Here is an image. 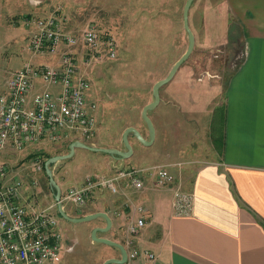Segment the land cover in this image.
<instances>
[{
    "label": "rangeland",
    "instance_id": "rangeland-1",
    "mask_svg": "<svg viewBox=\"0 0 264 264\" xmlns=\"http://www.w3.org/2000/svg\"><path fill=\"white\" fill-rule=\"evenodd\" d=\"M185 2L186 0H49L48 6L45 3V9L41 8V11L47 12V15L57 11L58 15L65 18L64 31L76 38L82 39L83 30L95 25L101 37L112 36L116 41L115 57L108 56L104 45L97 56H90V51L83 46L81 40L71 47L78 57L81 73L91 80L90 100L98 104V111L94 113L97 126L95 132L84 139L86 144L123 150L122 135L128 126L137 127L147 137L148 127L142 117V109L153 99L154 83L169 73L188 46V35L183 25ZM224 5L226 4L223 0H194L191 6L189 23L196 36L195 49L174 77L161 88L162 92H169L177 97L183 109H201V105L206 104L200 100L201 91L206 94L214 89V98L218 96V99H221L223 85L221 86L219 80L218 82L215 80L211 86L210 80H214L215 77L211 78L207 70L210 68L211 71H222L226 77L238 61L232 56L233 44L230 40L234 35L227 32L228 6ZM27 9L35 11V8L29 5V0H0V93L4 91L6 81L13 71L21 69L25 63L31 62L29 60H46L31 56H5L8 54V47L5 46L7 42L13 38L22 39L28 32L29 26L25 25L23 20L24 11ZM46 14L39 15L43 17ZM204 25L210 26L209 30L218 37L216 39L219 43L215 44L219 45L211 56L202 44ZM226 41L228 43L224 45ZM216 57L226 58L224 69L221 68V58L216 59ZM48 62L53 63L51 60ZM204 73L205 77L199 79L198 77H202ZM36 87H40V84ZM192 97L199 98L193 107ZM178 107L180 108L179 105L176 108L165 100L161 106L150 111L155 126V139L151 145H146L131 134L130 143L134 153L130 158L125 159L122 169L150 167L157 163L169 162L171 159L181 161L176 156H170L173 151L195 149L196 152H202L207 147L209 139L205 124L207 117L205 116L204 120L190 119ZM69 142V140L41 142L33 146L41 148L42 151L36 149L25 156L24 153L15 151L7 155L0 153V157L14 168H12L14 172L16 170L19 172L18 167L22 168V166H27L29 169L27 171L29 178L21 176L22 181H30L28 195L25 200H21V204H38L39 208H45L51 203L57 204L49 177L43 168V161L47 154L53 156L71 152ZM36 159H39L42 165L40 170L33 165ZM198 159L193 158V162L189 165L196 164ZM119 161L110 154L76 147L71 157L58 161L52 165V168L63 192L68 188L83 185L88 175L108 177L106 176L110 173L108 167L114 164L116 168V163ZM189 165L187 164V167ZM16 174L20 175V172ZM32 182L37 184L32 186ZM144 187L143 189L127 187V197L133 202H126L125 206L128 204L133 209V205L138 204L132 198L133 194L143 191ZM98 192L95 207L103 204L110 197L108 190ZM90 199L91 197L89 201L94 198ZM64 207L68 214L74 217H79L84 212L83 208H77L73 203L65 202ZM57 215L62 228L68 233L67 244L70 248L68 251L64 248L56 264H101L104 247L107 244L93 240L91 232L95 227L94 224L102 222L103 219L72 222L59 213ZM100 234L98 233V236Z\"/></svg>",
    "mask_w": 264,
    "mask_h": 264
},
{
    "label": "crops",
    "instance_id": "crops-1",
    "mask_svg": "<svg viewBox=\"0 0 264 264\" xmlns=\"http://www.w3.org/2000/svg\"><path fill=\"white\" fill-rule=\"evenodd\" d=\"M48 2L49 0H29V5L33 6L35 11L30 9L24 11L25 25L27 17H40L39 14H46L47 12L41 11V8L45 9L44 5L46 3L48 6ZM223 3L226 4L224 6H228L227 32L234 35L230 40L233 44L232 56L238 61L226 77L222 71H211L210 68L207 70L211 78L215 77L214 80H210L211 86L215 80L217 82L219 80L221 86L223 85L222 98L218 99V96L214 98V89L206 94L200 90V100L206 104L201 105L202 108L199 110L194 108L188 110L183 109L172 93L162 92L160 89L161 102L157 106H161L167 100L176 108L179 105L178 108L190 119L204 120L206 116L205 124L209 138L207 147L202 152H196L195 149L173 151L170 156H176L181 161L171 159L169 162L154 164L166 165L174 176L175 181L170 186L159 187L155 183V175L143 173L146 186H143V191L134 192L132 198L138 204H134L133 209L128 204L125 206L126 202H133L127 197V189L132 186L128 177L117 179L116 192L107 188H97L90 196L94 199H90L91 201L88 199L82 206L84 212L80 216L99 211L107 212L110 216L112 227L106 232H98L101 233L99 236L125 244L129 247L130 253L137 248L141 251L149 250L156 256L154 260H150L144 254L130 256L128 264H264V0H223ZM45 16L47 14L43 17ZM209 27L208 25L202 27L204 30L202 44L211 56L219 45L215 43L219 42ZM32 31L33 28L29 27L22 39L13 38L8 41L5 45L8 47V54L5 56L46 58L45 61L29 60L35 65L58 64L60 54L67 46L61 44L57 53H35L28 49L29 45L27 46ZM227 43L228 41L224 42V45ZM220 63L224 69L226 58H221ZM203 77L205 73L198 78ZM89 81L87 99L89 103H96L90 100L92 94L91 80ZM37 89L40 87H35V90ZM193 98L192 107L199 101L198 97ZM96 105L98 111V104ZM146 138H149V131ZM69 141L71 144L74 141L84 142V139L73 138ZM30 148L31 150H28ZM36 149L42 151L41 148L32 145L23 151L8 147L1 152L7 155L15 151L24 153L25 156ZM193 158L199 159L196 164L190 166ZM115 159L120 161L116 163V168L114 164L108 167L110 169V173L106 175L108 177L117 176L125 159L128 158ZM18 169L21 176L29 178L27 166ZM17 171L15 173H19ZM36 184L37 182L31 183L32 186ZM29 185L30 181H23L20 202L26 199ZM176 188L192 196L191 210L187 214L179 215L174 212L172 202ZM101 190H108L110 197L95 207L98 191ZM26 205L39 208L38 204ZM139 206L145 207L146 211L139 212ZM56 212L58 213L57 209ZM142 216L146 219L144 227L137 235L129 233V225ZM102 219V222L94 226H106L105 219ZM117 254L115 248L107 245L104 247L101 264Z\"/></svg>",
    "mask_w": 264,
    "mask_h": 264
},
{
    "label": "built area",
    "instance_id": "built-area-1",
    "mask_svg": "<svg viewBox=\"0 0 264 264\" xmlns=\"http://www.w3.org/2000/svg\"><path fill=\"white\" fill-rule=\"evenodd\" d=\"M33 28L28 49L35 53H57L60 45L66 49L56 65L27 62L13 71L0 93V152L8 147L23 151L41 142H66L73 138H89L96 129V103L87 99L90 81L80 71L78 57L72 45L79 40L97 56L104 45L109 57L116 56V41L112 36L101 37L95 25L82 32V39L63 29L65 18L57 11L45 17H27ZM37 84L40 89L35 90ZM42 168L39 159L33 162ZM143 173L155 175L159 187L170 186L174 176L166 165L121 169L117 176H87L81 186L71 187L62 194V202L82 208L97 188L118 190L117 179L128 177L130 184L141 189ZM23 181L0 157V264H56L63 252V234L55 203L45 208L28 207L20 203ZM190 193L176 188L172 206L179 215L191 210ZM144 213L145 207L139 206ZM146 224L144 216L129 225V233L137 235ZM144 254L150 260L155 254L134 248L130 256Z\"/></svg>",
    "mask_w": 264,
    "mask_h": 264
},
{
    "label": "water",
    "instance_id": "water-1",
    "mask_svg": "<svg viewBox=\"0 0 264 264\" xmlns=\"http://www.w3.org/2000/svg\"><path fill=\"white\" fill-rule=\"evenodd\" d=\"M194 0H186L183 8V25L188 35V46L186 51L182 54V56L174 63L172 68L170 69L167 76L164 78H161L157 80L153 87H152V93H153V100L149 103H147L143 109H142V117L147 124L148 131H149V138H146L137 127L135 126H128L124 131L122 135V140L125 146V149H119L114 147H100V146H93L86 144L83 141H74L70 144L71 152L66 154H57L49 157L44 164L45 171L49 177V181L51 184V187L54 191V198L57 203V209L58 213L64 217L67 220H70L72 222H91L95 220L96 218H104L106 221V226H96L93 228L91 234L92 239L98 242L105 243L113 248H115L118 251V254L115 257H110L105 260L104 264H128L130 259V251L129 247L125 244H122L120 242H116L114 240H111L109 238L98 236V232H106L112 227V220L107 212L99 211L90 213L84 216L80 217H72L68 214V212L65 210V207L62 202V188L57 182V180L54 177L53 168L52 165L57 163L58 161H61L62 159H67L71 157L74 153V150L76 147H82L86 148L92 151L97 152H104L111 154L112 156L116 158H129L133 155L134 149L130 143V134H134V136L141 142H143L146 145H151L155 139V126L153 123V120L149 114V112L153 109H155L161 102V94L160 89L161 87L168 83L176 74L180 66L188 60V58L191 56L195 49L196 44V36L190 27L189 23V13L191 6L193 4Z\"/></svg>",
    "mask_w": 264,
    "mask_h": 264
},
{
    "label": "flooded vegetation",
    "instance_id": "flooded-vegetation-1",
    "mask_svg": "<svg viewBox=\"0 0 264 264\" xmlns=\"http://www.w3.org/2000/svg\"><path fill=\"white\" fill-rule=\"evenodd\" d=\"M154 9L156 10V8H154ZM91 89H92V85H91ZM72 217H74V216H72ZM59 225H60V228H61L62 234H63V248H65V250L67 251L70 248L69 244H67L68 243V240H69L68 233L66 232V229L62 228V226L60 224V221H59Z\"/></svg>",
    "mask_w": 264,
    "mask_h": 264
},
{
    "label": "trees",
    "instance_id": "trees-1",
    "mask_svg": "<svg viewBox=\"0 0 264 264\" xmlns=\"http://www.w3.org/2000/svg\"><path fill=\"white\" fill-rule=\"evenodd\" d=\"M51 156H52L51 154H47L46 159L43 161V168H44V169H45V167H44L45 161H46L49 157H51Z\"/></svg>",
    "mask_w": 264,
    "mask_h": 264
}]
</instances>
